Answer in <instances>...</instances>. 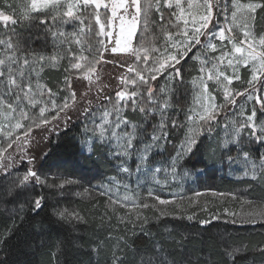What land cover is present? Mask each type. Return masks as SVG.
I'll return each mask as SVG.
<instances>
[{"label": "snow or ice", "instance_id": "1", "mask_svg": "<svg viewBox=\"0 0 264 264\" xmlns=\"http://www.w3.org/2000/svg\"><path fill=\"white\" fill-rule=\"evenodd\" d=\"M153 7L163 23L157 24V21L152 19ZM163 8L170 10L167 21L164 19ZM163 8L161 0H155V5L153 0H148L143 7L141 0H28L22 5L23 21H28L29 28H36L37 31L34 35L29 32L24 36L17 33L13 27L11 34L0 38V133L4 137L3 141H0V173L5 176L15 174L10 172L16 164L15 153L25 147L33 127L45 126V131L54 132L58 136L61 127L72 121L71 112L76 110L77 103V92L73 88L72 80L73 70L82 73V78L92 85L100 78L97 65L104 64H114L126 69L117 77L121 88L115 93V103H112L111 95L104 93V88L109 87L108 85L98 88L96 99L103 111L101 123L95 124L96 109L93 107V101L87 98L91 89H86L80 95L86 106L78 111L76 119L83 117V135L86 142L91 140L92 143L109 148V154L116 161L118 174L124 173L130 178L135 171L138 183L142 177H151L159 184L157 174L163 171L165 182L169 174L171 179L175 180L179 162L186 155L193 153L196 145L200 143L198 136L203 134L205 126L209 133L212 132L219 123L217 117L220 111L226 105L238 107L239 111L233 114L242 119L239 123L232 122L231 139H226L223 147L238 144L242 133L248 129L250 141L264 148V116L257 120L258 112L264 114V95H255L264 92V79H261L264 77V32L257 34L254 31L257 12L264 10V0H163ZM101 9L104 10L103 13ZM86 19L89 21L87 24ZM93 20L97 26L95 29ZM23 21L17 19L15 6L5 0L3 8L0 9V23L7 28L9 24L15 26ZM69 23L73 26L71 32L61 31L57 27L58 24ZM154 24L159 31L151 34V44L146 46L149 39L146 34ZM41 25L44 27L41 28ZM85 29L89 33L94 32L96 43L77 52L72 45L82 42L81 37L84 36ZM235 30H239L242 35L238 37ZM35 40L43 41L39 48L33 46ZM48 45L52 46L51 52L47 51ZM85 51L88 55H84ZM105 53L122 55L112 59L106 57ZM65 59L68 60V67L64 71L68 74L58 82V86L59 91L67 89V95L57 102L58 92L43 83L42 73L46 68L59 69L60 62ZM189 61H196L199 65V75L192 78L194 104L199 108L196 113L198 119L191 115L193 110L189 109L186 114V120L189 122L187 133L177 147L169 167H150L152 151L168 139L169 128L183 126L173 118L176 113L170 109L178 107L172 103V94L178 85L184 83V71L189 66ZM241 68H247L251 73L246 81L249 87L236 90L231 85L234 80L241 79ZM229 69L231 75L228 74ZM128 73L134 75L129 76ZM161 76L165 80L163 86L155 83ZM79 78L77 75V79ZM209 81L215 85L212 91L209 90ZM217 91H222V104L216 103ZM238 96H245L247 101H254L250 113L243 104L237 105ZM105 101L111 104V107H108ZM256 105H259V108ZM129 107L133 112L138 111L141 114L139 123L124 115ZM37 108L38 114L32 111ZM231 111L229 109V112ZM48 112H54V115H46ZM113 113L115 118L109 120ZM149 119H155L157 123L153 125L148 142H142L143 147L138 148L134 141L143 134L138 130L142 129ZM90 120L95 124L91 130ZM25 121L28 123L25 124ZM53 121L56 123L53 124ZM201 121L204 124H201ZM224 128L227 129L228 125L225 124ZM14 144L16 147L13 149ZM8 149L13 151L8 152ZM230 151L229 149L227 155L230 165L239 163L245 176H250L254 181H264V152L257 149L253 153L241 147L237 156L233 157ZM133 156L136 157L134 170L129 165ZM25 158V155H20L19 160L23 162ZM34 160L35 157L27 156L29 164ZM184 175L188 173L185 172ZM70 183L73 181L66 180L59 185L48 184L46 177L34 167H30L22 177H17L0 191V197H7L9 204L18 203L23 197L24 203L30 204L31 210L38 213L44 207V197L35 192L37 186L63 188L65 184ZM108 185L109 191L101 194L108 195L109 207L114 214L118 210L112 206L117 204L120 208L148 209L151 206L148 202L126 204L125 201L131 198L128 195L121 198L119 189L122 186L127 192L129 185H122L115 176L108 181ZM113 187L117 191L116 197L110 194ZM147 195L160 205L171 202L151 190ZM161 213L163 214V210ZM54 214L62 220L67 219L69 215L74 219H82L79 213H69L67 209H55ZM256 215L264 217V208L258 213L248 214L250 219H254ZM106 216L107 209L101 218ZM120 221L123 223L124 218L120 217ZM243 222L241 220V223ZM12 234V228H6L4 233L0 234V246L5 245L7 238ZM120 240L126 241V237L118 239L111 264H129L127 244L120 243ZM155 247L159 255L154 260H149L148 264H166L163 245L157 243ZM93 250L99 252V245ZM242 251L244 246H225L226 264L229 261L236 264ZM255 251L264 261V246L256 245ZM132 259H135L134 254ZM0 264H9L7 256L0 260Z\"/></svg>", "mask_w": 264, "mask_h": 264}, {"label": "trees", "instance_id": "2", "mask_svg": "<svg viewBox=\"0 0 264 264\" xmlns=\"http://www.w3.org/2000/svg\"><path fill=\"white\" fill-rule=\"evenodd\" d=\"M147 2L148 0H141L142 7ZM163 11L164 19L167 21L170 11ZM152 19L157 21V24L163 23L160 21L158 13L153 9ZM88 22L86 19L85 23ZM25 23L15 25L17 33L23 35L26 33L29 27ZM92 23L95 29V22L92 21ZM158 31L156 24L150 26L149 33L146 34L149 37L146 46L151 44V34L158 33ZM87 32L84 34V38L96 37L94 32L86 35ZM95 43L96 41L91 45L94 46ZM107 70L102 65H97L99 73L105 75ZM45 74L49 78L47 80L48 86L57 91L59 89L58 82L62 81L68 73L59 69ZM77 75L80 76L79 79H77ZM72 80L73 88L77 92V101H81L76 103V110L71 112L72 121L61 127L58 136L54 132L45 131V126L33 127L25 147L15 153L16 164L10 170L15 174L5 176L0 173V191L4 190L17 177H22L30 167H34L43 177H46L48 184L59 185L66 180L73 181V183L65 184L63 188L37 186L35 192L44 197V207L38 213L31 210L30 204L24 203L23 197L15 204L7 203V197H0V234L9 227L13 230V234L7 238L6 244L0 246V260L7 256L9 264H111L112 253L108 246H105L104 249L100 247L99 234L106 230L101 221L103 212L107 209L111 220L115 218L106 207L107 198L99 192H101L102 180L115 176L116 172L113 169L115 160L107 159V151L101 145H93L90 153L82 151L80 142L82 140L83 117L79 120L76 119L78 111L85 106L83 101L79 99L84 90L91 89L87 98L100 107V103L96 99L98 90L96 87H98L99 82L96 81L89 85L88 81L82 78V73H76V76L72 75ZM103 81L107 82L109 86L107 87L108 90L104 88V93L111 95L112 103H115V93L119 86L118 79L103 78ZM159 84L161 85V83ZM57 92L61 96L65 94L59 93L65 91ZM174 94L173 101H176L177 104L181 103L180 101L184 98L183 88L178 87ZM215 95L218 104L224 103L218 93ZM105 104L108 107L111 106L107 101ZM183 107L181 105L180 110ZM229 109L233 110L231 105H226L220 111L217 117L219 123L216 126L226 123L225 114L227 113L228 118L232 112H229ZM125 115L136 123H139L142 118L138 111L133 112L130 107L125 110ZM173 118L183 126L169 128L170 135L166 141L162 158H171L176 146L182 140L185 113L178 111ZM155 122V119H149L146 122V132H150ZM55 123L56 121H53V124ZM245 136L247 135L243 134L240 138V147L253 153L257 149L264 152V148L250 141L249 136ZM208 144L207 139L202 144L198 143L193 153L182 163L183 166L188 167L196 174L203 169L200 171L201 173L195 176L194 186L204 191L235 192L243 198L246 196L249 202L264 204V184L259 183L260 185H258L247 179L234 180L228 178L223 173L224 153L212 151ZM15 147L14 144L13 149ZM13 149H8V152H12ZM236 151L232 148L230 154L235 157ZM20 155L26 157L23 162L19 160ZM5 156H7V152H5ZM27 156L35 157L32 164L28 163ZM211 165L213 167L209 168ZM218 166L221 167L218 168ZM55 209H67L69 213H79L82 219H74L71 215L67 219H58L54 214ZM13 221L15 222L13 223ZM162 221L159 224L143 227V230L140 229L141 232H133L129 236L126 231L124 235H121L118 230L121 227L117 228L118 235L126 237V241L124 240L123 243L127 244L126 253L129 257V264H139L136 253H144L146 258L155 254V242L162 244L164 255L177 264L183 263L188 258L191 260L193 257L198 259L197 263L187 261L188 264H198V262L205 264V260L200 259L204 255H208L209 264H226L225 246H244V251L239 254L236 264H264L260 254L255 251L256 245L264 246V233L259 231L263 228L261 225L227 224L219 221L202 223V221H206L204 219L178 221L165 219L164 222ZM163 223L166 224L167 228L173 229V232L168 237L166 236V239L163 237ZM112 225H110L111 228ZM226 231L229 233L226 234ZM97 245L100 248L99 252L93 250ZM133 254L135 255L134 260L132 259ZM228 264L231 262L229 261Z\"/></svg>", "mask_w": 264, "mask_h": 264}, {"label": "rangeland", "instance_id": "3", "mask_svg": "<svg viewBox=\"0 0 264 264\" xmlns=\"http://www.w3.org/2000/svg\"><path fill=\"white\" fill-rule=\"evenodd\" d=\"M7 2L11 3L15 6L17 19L20 21H23V18L21 15L22 5L27 3L28 0H7ZM185 2H186V0H185ZM243 2H247V0H243ZM4 4H5V0H0V9L3 8ZM153 5H155V0H153ZM161 7L163 8V0H161ZM229 8H230V5H229ZM153 10L156 11L155 7H153ZM163 10L170 11L167 8H163ZM100 11H101V13L104 12L103 9H101ZM261 17H264V10H258V12H257V19L255 22V28H254V31L257 34L264 32V19H262ZM23 22H26L25 25H27L29 27L28 21H23ZM93 22H94V20H93ZM221 23H223V17L222 16H221ZM13 27L15 28V26L9 24L6 28L2 23H0V38H6L9 34H11V29ZM40 27L43 28L44 26L41 25ZM57 27L59 28V30L65 31V32H71L73 30V26L71 23H69L67 25L58 24ZM16 31H17V29H16ZM36 31H37L36 28H31V29L28 28L26 33H24V36H27V34L29 32H31L34 35L36 33ZM87 31L88 30L85 29V33ZM235 31H236V34L238 37H240L242 35L239 30H235ZM88 34H89V32H87L86 35H88ZM96 39H97V37L88 39V37L84 38V36H83V37H81L82 42L80 44L74 43L72 45V48L74 50H76L77 52H80L82 49H87L89 47V45H91V43H94L96 41ZM42 43H43L42 40H35V41H33V46L36 48H39L42 45ZM217 43L219 44V41H217ZM109 47H111V45H109ZM229 47H230V45H229ZM47 51L48 52L52 51L51 45H48ZM84 55H88V52L85 51ZM121 55L122 54H116V56H121ZM105 56L112 58V59L116 58V56H113L111 53H105ZM193 65H195V66H193ZM67 67H68V60L67 59L62 60L60 62L59 69H62L64 71V69ZM102 67L105 69H108L107 70L108 72L105 75H103L102 73H99L100 78H99V80H97V82H99V85L96 88L102 87L103 85H107V82L103 81V78L104 79L109 78L110 80H112L114 78V80H115V79H117V77L121 73L126 71L125 68H121V67L114 65V64H104V65H102ZM198 67H199L198 62L189 61V66L186 67V69L184 71V77H185L184 83L182 85L177 86V88L181 87L184 90V98L182 101H180L181 103L177 104L176 101H173V96L175 95L174 93H175L177 88L175 89V91L172 94V103L174 105H178V107H174V108L170 109V111L175 112V113H177L178 111H180V113H183V112L185 113L184 131H183L182 140H183L185 134L187 133V125L189 122L186 120V114L189 113V109L193 110L191 112V115H193L194 118L198 119V117H196V113L199 111V108L197 105L194 104V99H193L194 90L192 87V78L199 75ZM59 69L46 68L45 71L42 73L43 83L48 85L47 80L49 78L47 77V74H45V73H47L49 71H57ZM101 74H102V76H101ZM228 74L231 75L230 69L228 70ZM73 75L76 76L75 70H73ZM128 75L133 76L134 73H128ZM239 75H240L241 79L240 80H234L231 87L236 89V90H243L245 88H248L249 85L246 83V81L250 78V75H251L249 69L241 68ZM159 79H160L159 80L160 82L157 80L155 83L156 84L161 83V85L160 84L159 85L163 86L165 83L164 77L161 76ZM261 79H264V77H261ZM209 86H210L209 87L210 91H212L213 88L215 87V85L213 84L212 81H209ZM169 87H171V85H169ZM120 88H121V85L119 84L117 91L120 90ZM129 89L131 90V86H129ZM105 90H108V88H106ZM57 91H59V89H57ZM64 91L65 92H59V93H63V94L65 93L64 94V96H65V95H67V91H66V89ZM216 93H218L223 99L222 91H217ZM255 95H264V92L255 93ZM62 97L63 96L58 94L57 102H60ZM236 99H237V105L243 104L245 106V108L247 109V112L250 113L251 105L254 103V101H247L245 96H238ZM77 102L80 103L81 101H77ZM216 103H217V99H216ZM83 105L86 106L85 101H83ZM181 105L184 107H183V109L180 110ZM257 106L258 105H256V107ZM93 107L96 109L95 124H99V123H101V115H102L103 108H100L94 102H93ZM231 108L233 110H232L231 114H229L228 118L226 119V123H225L228 125L227 129L224 128L225 124L223 123L222 125L216 126L212 130L211 133H208V131H206L207 129L205 126L204 130H203V134L198 136V140L202 144L207 139V141H209L208 145H210L209 147L212 148V151L224 153L225 158H223V161H222L223 162L222 166L224 169L223 168L222 169H223V173L226 174L228 178H232L234 180L247 179V180H251V181L257 183L258 185H260V184L263 185L264 181H254L250 178V176H245L243 167L239 163H233L231 165L228 163L227 155L229 154V149L231 150L232 148H234L235 150H237L236 154H235L237 156L238 149L241 148L239 146L240 141L238 144H229L227 148L223 147L224 141L226 139H231V133L233 131L232 122L235 121L236 123H239L240 120L242 119L241 117L233 114L235 112H238L239 108L238 107L233 108L232 105H231ZM32 111L34 113L38 114V108L32 109ZM46 115H49V116L54 115V112H48V113H46ZM124 115H125V112H124ZM262 116H264V114L258 113L257 120L259 121V119H261ZM114 118H115V113H113V115L109 117V120H113ZM82 122L84 124V120ZM24 123L27 124L28 122L25 121ZM155 123H157V120ZM200 123L204 124V122H202V121ZM95 124L91 123V120H90L89 121V130H91V128L95 127ZM152 129L150 130V132H146V123H145L143 125V128L138 130V131H142V133H143L142 135H139V138L137 140L134 141V144H136L138 148L143 147L142 142H144V143L148 142V139H149V136L152 132ZM20 131L22 132L23 129H21ZM117 131H119V130H117ZM226 131H227L228 135H226ZM249 131L250 130L245 129L244 132L242 133L241 137L243 136V134L247 135V133ZM83 132H84V130L82 127V131H81L82 140L80 142L81 149L85 153H90L93 145H100V144L99 143H92L91 140H88L86 142V139L83 135ZM245 137H248V135ZM3 139H4L3 134L0 133V141H3ZM22 139H23V137H22ZM166 141H163L160 144L159 148L153 149L151 157H150V160H151V164L149 165L150 167H154V166H161L162 168L169 167L170 162H171L172 158L175 156L177 147L179 146L181 141L176 146V149L174 150V154L171 156V158H166V157L162 158V155L165 152ZM102 147H104L105 150L107 151V159L114 160L111 157V155L109 154V151H110L109 148L107 146H102ZM189 156H190V154L186 155L184 157V159H182L179 162L178 170H177L178 174H177V178L175 180H172L171 174H169L168 180H167V182H165V173L162 171L161 173L157 174L158 178L160 179L159 184L155 183L151 177H142L141 181L138 183L136 175H135V171H133V174L131 175L130 178L127 177V175L124 173L118 174L116 172V161H115V164L113 165V169L116 172L115 177H117V179L121 181L122 185L123 184L129 185L127 192H125V189L121 186V188L119 189V196L122 198L124 195H128L131 199L128 201H125V203L129 204V205L132 202H135V203L148 202L151 206L148 209L133 208V207L120 208L119 204H117V205L112 206L118 210L114 214L111 210V207H109L108 195H103L104 197L107 198V201H108V203H106V207L109 209V211H110L109 213H112L114 215L115 219L111 220V217L108 215V212H107V216L104 219H101L102 225L106 229L105 231H102L99 234V237H100L99 243H100V247L102 249H104L105 246H108L111 253H113V251L117 250L118 239L121 238L118 235V230H119V233L121 235H124V233L126 231L127 235L129 236V235H132L133 232L136 233V232L140 231V229L143 230V227H147L148 225H153V224H159V223H161L160 221H162V220L165 221V219L166 220L171 219V220H175V221L204 219L206 221H219L221 223H227V224H231V223H238L239 224L240 223V224L261 225V227H263V228H261L259 231H262L264 233V217H260L259 215H256L254 219H250L248 216L249 212L258 213L262 208H264V204L258 203V202H254V203L249 202V201H247L246 196L243 198L238 193H235V192L234 193H218V192H213V191H204V190L197 189L193 184V180H194L195 176L201 172L199 171L196 174V173L192 172V170H190L188 167L182 165L183 161L188 159ZM129 165H130V167L133 168V170L135 169V167H136V157L135 156H133L131 158V160L129 161ZM212 167L213 166L211 165V167H209V168H212ZM219 167H221V166H218V168ZM185 172H187L188 175H184ZM111 178L112 177L105 178L104 180H102L100 187H101V185H103V187H101V189H100V191H101V192H99L100 194L102 192L107 193L109 191L108 181ZM149 190H151L155 194L159 195L161 198L167 199L171 202L167 205H160L158 203V201L152 199L151 197H149L147 195V192ZM110 194L113 197L117 196V191L114 187L112 188ZM161 210H163V214L161 213ZM104 214H105V212H103L102 216H104ZM189 216H191L192 218L188 219ZM120 217L124 218L123 223L120 221ZM138 217H139V219H137ZM198 217H200V218H198ZM241 220H243L244 222L241 223ZM164 221H162V222H164ZM111 224H113L112 228L110 227ZM163 225H164V227H162V229L164 228L163 233L165 236L163 234L162 235H163L164 239H166L168 237V235H170V233L173 232V229H171L170 227L167 228L166 224H164V223H163ZM117 228H120V229L117 230ZM225 233L227 234L229 232L226 231ZM216 234H219V233H216ZM109 235H110V238H109ZM123 241L124 240H120L119 242L123 243ZM157 243L158 242H155V244H154V249H155L156 253L152 254L150 257L146 258V256H145L146 254H144V253H142V254L136 253L135 254V252H134L136 257L138 258L139 264H142V261H143V264H148L149 260H154L159 255V253L157 252V249L155 247V245ZM165 258H166V264H177V263H173V261L171 259H168L166 256H165ZM208 258H209L208 255H204L200 259L205 260L204 262H207V264H209L210 262H209ZM188 259L185 260L186 262L184 261L181 264H188L187 261L188 262L190 261L191 263L192 262L197 263V261H198V259L195 257L191 258V260H188Z\"/></svg>", "mask_w": 264, "mask_h": 264}, {"label": "bare ground", "instance_id": "4", "mask_svg": "<svg viewBox=\"0 0 264 264\" xmlns=\"http://www.w3.org/2000/svg\"><path fill=\"white\" fill-rule=\"evenodd\" d=\"M260 18V17H259Z\"/></svg>", "mask_w": 264, "mask_h": 264}]
</instances>
